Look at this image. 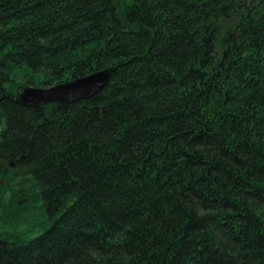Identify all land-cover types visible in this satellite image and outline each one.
<instances>
[{
    "label": "trees",
    "instance_id": "obj_1",
    "mask_svg": "<svg viewBox=\"0 0 264 264\" xmlns=\"http://www.w3.org/2000/svg\"><path fill=\"white\" fill-rule=\"evenodd\" d=\"M0 264H264V0H0Z\"/></svg>",
    "mask_w": 264,
    "mask_h": 264
},
{
    "label": "water",
    "instance_id": "obj_2",
    "mask_svg": "<svg viewBox=\"0 0 264 264\" xmlns=\"http://www.w3.org/2000/svg\"><path fill=\"white\" fill-rule=\"evenodd\" d=\"M108 80L109 71L103 70L49 88H24L19 94V99L25 105L54 103L65 107L75 101L92 97L106 86Z\"/></svg>",
    "mask_w": 264,
    "mask_h": 264
}]
</instances>
